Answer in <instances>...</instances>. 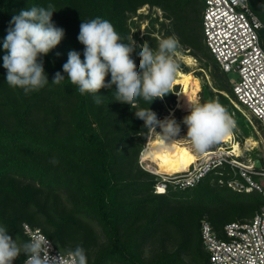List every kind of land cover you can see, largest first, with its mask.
<instances>
[{
    "label": "trees",
    "instance_id": "obj_1",
    "mask_svg": "<svg viewBox=\"0 0 264 264\" xmlns=\"http://www.w3.org/2000/svg\"><path fill=\"white\" fill-rule=\"evenodd\" d=\"M49 3L53 4L56 9V12L53 13V22L57 27L65 30V37L56 48L42 58L49 83L43 89L25 95L21 89H13L6 83V70L2 66V57L5 54L2 42L14 15L19 14L22 9L27 7L34 5L47 7ZM146 4L159 5L167 12L171 10L169 15L173 17L177 34L185 43L192 45L200 53L206 54L202 44L204 40L203 0H0V103L6 108L5 113L0 116L9 115L14 119L17 117L15 122H12L14 119L7 117H4V120L0 119V225L8 228L9 235L27 241L28 238L23 232V223L27 222L33 227L40 228L55 242L58 249L65 253L77 246L82 247L87 255V264H109V262L110 264H184L181 251L183 248L188 250L185 244V235L192 232L193 224H195V230L201 238V242L198 244L196 252L192 253L193 257L200 260L201 264H210L207 252H203L202 220L208 219L217 233L224 237L225 224L252 218L264 206V196L256 191H250L239 192L245 193L243 196L248 198L249 204L245 205L241 202L240 204L232 203L213 208L208 206L211 213L210 218H199L194 214L185 219L180 214L172 216L164 214V211L168 209L167 202L170 200V196L176 194V191H193L198 196L206 192L211 198L214 197L221 201V196L215 192L218 188L212 186V181L223 185V187H230L220 183V176L215 173L208 175L194 188L175 190L170 187L167 193L160 194L154 192L158 179L153 175L156 180L152 184V193L155 195L152 200L127 201L120 197L124 190L116 184V173L113 168L116 157L109 138V131L106 130V126L110 125L107 115L114 111L115 116L120 117L127 130L125 134H141L146 129L149 138L151 130L144 126V121L137 118L135 112L138 109L149 107L159 119L163 120L162 106L156 100L148 104L139 99L137 107L134 108L129 104L117 102L114 100L115 86H113L112 89H101L99 93L103 96L102 101L108 102L109 109L96 108L91 94L81 95L76 87L67 80V74L63 73L62 68L67 61L63 57L61 47L67 45L65 47L78 51L83 60L84 46L77 39L80 24L96 17L110 21L122 37L123 42L131 44L130 29L127 25L129 15L136 13L140 7ZM250 5L264 21V14L259 13V8L263 7L264 9V0H250ZM263 32L264 30L261 33L262 40ZM207 49L210 52L208 47ZM139 51L140 48L136 46L132 54L138 70ZM210 54L212 55L211 52ZM213 58L220 68L214 56ZM220 70L222 71L221 68ZM58 71L65 76V80L60 84H53L51 82ZM106 79L110 80V76ZM203 88L209 93L214 91L204 83V86H200L198 89V95ZM47 93L60 94L65 101L73 105V107L71 106L72 130L63 136H52V138H48L49 141H44L42 136L27 131L23 118L29 113L31 107H34L36 101ZM217 93L222 94L221 92ZM222 97V105L228 103L227 97L230 100H235L230 94L227 97L222 94ZM159 130L158 127L156 132ZM144 146L143 144L138 153V163ZM53 152L76 158L78 165L71 164L70 167L63 169L57 163L40 160V156ZM39 164L45 169L40 171ZM51 165L55 167L51 168ZM51 170L55 171L56 177L53 176L58 182L66 186L70 187L77 180L76 190L79 191L81 204L78 208L61 212L43 209L44 190L46 187L48 190H52L48 184L51 182H47L48 185H46V178H49ZM223 177L228 178L226 174ZM53 179L50 177L51 181ZM52 183L53 185L50 186H54L53 191H56V186L59 184ZM42 185L45 186L44 190L41 188ZM143 190L146 191L148 188ZM51 197L49 195L50 199ZM138 211H140L139 215H144L141 219L135 216L136 213H139ZM247 212L250 216L241 219ZM94 221L103 227L109 243L91 256L87 247L97 237L95 227L92 225ZM186 221L189 225L186 224ZM171 223L176 226L183 225V235H185L181 247L170 253H161L151 262L143 261L139 247H135L130 238L126 240L120 234L121 229H125L130 237L132 228H134L133 230L140 228V230L146 231L151 227L158 231L162 225L172 226ZM25 257V254H21L16 260L17 264H22Z\"/></svg>",
    "mask_w": 264,
    "mask_h": 264
},
{
    "label": "rangeland",
    "instance_id": "obj_2",
    "mask_svg": "<svg viewBox=\"0 0 264 264\" xmlns=\"http://www.w3.org/2000/svg\"><path fill=\"white\" fill-rule=\"evenodd\" d=\"M171 12V10L170 12H167L159 5L146 4L140 7L136 13L130 14L127 25L130 29L131 44H135L137 47H139L140 45L147 42L148 45L153 50H155L157 48L158 42L161 39L175 37L178 40V47L173 54V59L178 65L177 69L195 71V74L200 78V86H204V83H206L207 86L212 89V91L214 90L212 93H209L208 90H204L203 88L199 93L200 104L210 100H216L222 105V94L226 97L230 94L235 98L229 80L230 77L234 78L235 74H226L220 70L218 65L215 63L213 56L208 51L204 40L202 44L206 54L200 53V51L195 49V47L185 43L181 36H179L175 31L173 17L169 15ZM259 13L264 14L263 7L259 8ZM65 46L62 45L61 51L63 53L64 59L67 61L68 53L72 49ZM185 55L192 56L196 65L187 64L183 57ZM183 82V80H180L174 84L173 79L169 89L170 93H168L163 99H155L157 103L162 106L161 114L164 115L165 118L174 116V118L183 120V117L189 114V110H175L178 99L177 91L178 89H182ZM217 92H221L222 94H218ZM225 92L229 94L227 95ZM227 100L228 103H224L223 106L226 108L228 115L236 123V128L234 131L237 133L238 139L242 141L245 140V137L247 138V136H252L259 142V144L254 147V149H250L249 147L250 151L247 150V147L241 145L242 152L244 153L243 156H252L253 158L264 160V126L260 121H257L256 118L250 114V112L246 110L244 106H240V109L228 97ZM71 106L73 107V105H70L67 101H65L60 94L47 93L43 98H39L36 101L34 107H31L29 113H27L28 115L26 114L25 118H23L27 131L30 133H35L38 136H42L44 141H49L48 138H52V136L58 137L69 133L72 130ZM95 107L102 108V110H107L109 109V104L106 101H102L100 104L95 103ZM173 109L175 110L174 114H172ZM5 110V106L0 103V115L4 114ZM4 117L14 119L13 116L9 115L0 116V119L4 120ZM16 119L17 117L12 122H15ZM107 121L110 122V125H108V127L106 126V130L109 131V138L113 144L116 157V161L113 166L116 173V184L121 186L124 190V192L120 194V197L126 199L127 201L140 199L152 200V198L155 197L154 193H152V184L154 180H156V177L157 179L159 177L156 175L155 177L153 176L154 174L142 169L137 160L138 153L140 152L143 144L147 145L149 140L147 136L148 134H146V129L142 131L141 134H125L127 130L124 127L120 117L118 118V116H115L114 111L107 115ZM177 123L180 124L178 121ZM156 133L157 134L154 136L160 135V132L157 131ZM186 133L187 130L184 132L180 131L179 135L175 137L174 140H178L183 147L188 146L186 150L196 153L198 157L202 156L205 150L213 148L215 144L218 143V141H216L204 151L198 152L192 148L191 141L186 137ZM40 160L57 163L63 169L65 167H70L71 164L78 165L76 158L67 157L58 152L42 155L40 156ZM39 166L40 171L45 169V167L42 165L39 164ZM53 167L55 166L51 165V168ZM53 175L56 177L55 171L51 170L48 176L49 178H46V185L49 184V187L52 190H48L47 187L44 190L45 186H41V188H43L45 191V195L42 200V204L44 206L43 209L46 211L51 210V212H61L64 210L72 211L78 208L81 204L79 202V191L76 190V187H78L77 180H75V182L69 187L65 184L59 183ZM50 177H52V179L54 178L55 180L53 179L51 181ZM47 182L51 183L47 184ZM52 182L59 184L56 186V191H53L55 188L54 186H50L53 185ZM212 186L218 188V190L215 192L221 196V201L214 199V197L211 198L206 192L198 196L197 194L193 193V191H176V194L170 196L171 198L167 202L168 209L164 211V214L168 216L180 214L181 217L185 219L194 214L199 218H210L211 213L209 212V208L219 205L224 206L226 204L232 203L240 204L241 202V204L246 205L250 202L248 198L243 196L245 193H239L234 191V189L223 187V185L221 186V184L217 182L215 183L214 181H212ZM146 188H148V190H143ZM49 195L52 196L51 199L49 198ZM208 206L210 207L208 208ZM138 212L139 213H136L135 216H138L141 219L144 215H139L140 211ZM249 216L250 215H248L247 212L245 215H243V217H241V219ZM186 224L189 225L187 221ZM92 225L95 227L97 237L91 243H89L87 247V250L91 253V256H93L100 248L106 246L109 243L108 236L104 232L103 227L96 221H94ZM165 225L159 227L158 231L151 227L146 231L142 229L140 230V228H135V230H133L134 228H132L130 230L132 232L130 237H128V232H126L125 229H121L120 234L122 235V238L126 240H129L130 238L132 244L137 248L139 247L143 261L151 262L161 253H170L177 249L179 250L178 247H181V243L185 235H183V225L181 224V226H176L172 223V226L167 227ZM11 236L13 239L16 238L14 235ZM17 238L21 243L25 241L22 238ZM185 238V244L189 251L185 248L182 249V262H184V264H201L200 260L194 258L192 254L196 252L197 247L199 246L198 244L201 242V238L198 236V233L195 230V224H193L192 232H188L185 235ZM203 252L205 253L204 248ZM14 264H17L16 260L14 261Z\"/></svg>",
    "mask_w": 264,
    "mask_h": 264
},
{
    "label": "clouds",
    "instance_id": "obj_3",
    "mask_svg": "<svg viewBox=\"0 0 264 264\" xmlns=\"http://www.w3.org/2000/svg\"><path fill=\"white\" fill-rule=\"evenodd\" d=\"M55 6H31L14 15L3 39L2 66L6 70L9 87L21 89L25 95L43 89L48 83L43 57L56 48L65 37V30L53 22ZM78 41L84 46L83 57L76 50L68 53L63 64L67 80L81 94H91L94 102L102 103L101 89L115 86L114 100L137 107L142 99L151 104L155 99H163L170 93V85L175 78L178 65L173 54L178 47L175 37L161 39L153 50L147 42L140 45L139 70L132 54L135 44L124 43L110 21L96 17L80 24ZM110 76V80L106 78ZM65 80L61 72H56L51 83L60 84ZM189 114L183 117L187 127L186 137L195 151H204L219 141L234 125L227 110L216 100L203 104L189 103ZM144 121L147 129L162 136L175 138L180 133V125L174 118L159 119L151 108H141L135 112ZM55 162V161H54ZM29 239L19 242L9 235L8 228L0 225V264H14L21 254L26 255L23 264H87L85 250L77 246L66 256L52 255L51 242L42 233H32L24 225Z\"/></svg>",
    "mask_w": 264,
    "mask_h": 264
},
{
    "label": "built area",
    "instance_id": "obj_4",
    "mask_svg": "<svg viewBox=\"0 0 264 264\" xmlns=\"http://www.w3.org/2000/svg\"><path fill=\"white\" fill-rule=\"evenodd\" d=\"M203 1L205 43L222 71L235 74L234 78L229 79L235 101L264 126V44L261 37L264 21L252 9L250 0ZM175 120L180 122V131L187 130L183 120ZM235 128L234 122V133L230 139H220L213 148L205 150L188 170L174 174H158L154 163L144 159L149 140L157 134L151 130L147 145L141 151L139 165L159 177L154 192L167 193L170 187L175 190L191 189L215 173L220 176V183L227 184L235 191H256L264 196V160L259 159L261 166H258L256 158L244 157L243 152L240 155L236 153L235 143L247 147V150L252 146H248L246 137L242 141L238 139ZM225 174L228 176L226 179L223 177ZM24 225L32 233L39 232L48 237L52 255L59 253L66 256L67 253L58 249L55 242L40 228L25 222L23 232L28 239L29 234ZM223 234L224 237H221L208 219L202 220V244L210 264H264V206L252 218L225 224Z\"/></svg>",
    "mask_w": 264,
    "mask_h": 264
},
{
    "label": "bare ground",
    "instance_id": "obj_5",
    "mask_svg": "<svg viewBox=\"0 0 264 264\" xmlns=\"http://www.w3.org/2000/svg\"><path fill=\"white\" fill-rule=\"evenodd\" d=\"M183 57L187 64L196 65L192 56L185 55ZM180 80H183L184 82L182 89L177 91L178 99L175 110H189L188 104L190 102L200 104L198 89L200 88L201 81L195 74V71L177 69L174 84ZM225 94L227 93L225 92ZM232 101L240 108V105L234 99H232ZM175 110H172V114L175 113ZM233 133V129L231 128V130L223 136L222 140L230 139L233 136ZM246 140L248 146H252L250 149H254V147L259 144L258 140L252 136H248ZM181 145L182 144L178 140H174V138L169 136H153V138L149 140L148 147L144 152V159L150 160V162L154 163V169L158 174H174L188 170L189 167L199 159V157L196 153L186 150L188 146L183 147ZM235 151L238 155L242 152L241 146H239L238 143H235Z\"/></svg>",
    "mask_w": 264,
    "mask_h": 264
},
{
    "label": "water",
    "instance_id": "obj_6",
    "mask_svg": "<svg viewBox=\"0 0 264 264\" xmlns=\"http://www.w3.org/2000/svg\"><path fill=\"white\" fill-rule=\"evenodd\" d=\"M256 163H257L258 166H261V162H260L259 159L256 160Z\"/></svg>",
    "mask_w": 264,
    "mask_h": 264
},
{
    "label": "snow or ice",
    "instance_id": "obj_7",
    "mask_svg": "<svg viewBox=\"0 0 264 264\" xmlns=\"http://www.w3.org/2000/svg\"><path fill=\"white\" fill-rule=\"evenodd\" d=\"M163 189H161V191H162Z\"/></svg>",
    "mask_w": 264,
    "mask_h": 264
}]
</instances>
